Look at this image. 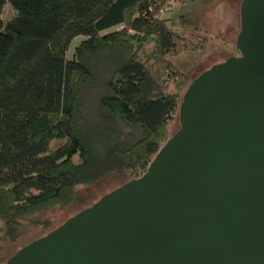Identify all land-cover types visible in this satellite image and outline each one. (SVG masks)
Listing matches in <instances>:
<instances>
[{"label": "trees", "instance_id": "1", "mask_svg": "<svg viewBox=\"0 0 264 264\" xmlns=\"http://www.w3.org/2000/svg\"><path fill=\"white\" fill-rule=\"evenodd\" d=\"M6 3L17 11L7 22ZM167 5L0 0V264L59 209L96 202L83 188L142 176L176 132L192 80L168 56L207 39L185 34L200 29L184 14L164 17Z\"/></svg>", "mask_w": 264, "mask_h": 264}, {"label": "water", "instance_id": "2", "mask_svg": "<svg viewBox=\"0 0 264 264\" xmlns=\"http://www.w3.org/2000/svg\"><path fill=\"white\" fill-rule=\"evenodd\" d=\"M240 24V55L191 81L147 171L4 264H264V0Z\"/></svg>", "mask_w": 264, "mask_h": 264}, {"label": "rangeland", "instance_id": "3", "mask_svg": "<svg viewBox=\"0 0 264 264\" xmlns=\"http://www.w3.org/2000/svg\"><path fill=\"white\" fill-rule=\"evenodd\" d=\"M241 2L242 0H195L193 2L183 3L182 0H168V5L163 10L162 15L164 17H174L177 19L181 14H184L200 29H192V31L186 32L185 34L198 40L199 43L207 39L205 46L198 50H181L176 54L168 56L177 65L180 72L186 74V77H189V80H193L204 70L218 62L224 61L230 55H240V51L236 46V40L241 26ZM16 15L17 11L10 3H6L3 8L4 21L7 22ZM120 27L121 26H117L112 29H118ZM84 38L85 37L81 35L77 36L72 41L67 53V58H72L74 46ZM151 48L152 45L150 44L148 51H151ZM169 82H171V87L175 86L173 81ZM179 125V117H176L168 128L169 136L178 129ZM60 143L61 141H55L52 145L56 147ZM115 187L116 183L111 181L83 188L82 192L84 195H91V202H94ZM77 209L79 210L80 208ZM75 211L76 210L70 208L59 209L53 213L51 219L52 224L49 228L31 230L32 232H30V234L44 235L48 233V231L56 228L74 215V213H76ZM7 247L12 248V246L9 245H7ZM14 247H20V244H15L13 245V248Z\"/></svg>", "mask_w": 264, "mask_h": 264}]
</instances>
